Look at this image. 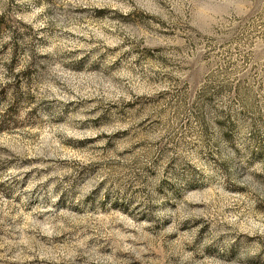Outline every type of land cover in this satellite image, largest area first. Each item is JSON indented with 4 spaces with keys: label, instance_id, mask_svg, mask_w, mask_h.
Instances as JSON below:
<instances>
[{
    "label": "rangeland",
    "instance_id": "374dc122",
    "mask_svg": "<svg viewBox=\"0 0 264 264\" xmlns=\"http://www.w3.org/2000/svg\"><path fill=\"white\" fill-rule=\"evenodd\" d=\"M0 264H264V0H0Z\"/></svg>",
    "mask_w": 264,
    "mask_h": 264
},
{
    "label": "clouds",
    "instance_id": "9594fccd",
    "mask_svg": "<svg viewBox=\"0 0 264 264\" xmlns=\"http://www.w3.org/2000/svg\"><path fill=\"white\" fill-rule=\"evenodd\" d=\"M235 8H236L237 10H243L244 5H243V4H239V5H236ZM237 14H240L239 11H237Z\"/></svg>",
    "mask_w": 264,
    "mask_h": 264
}]
</instances>
